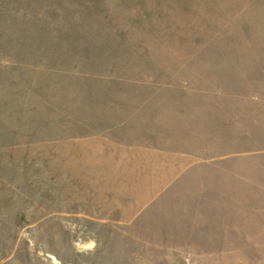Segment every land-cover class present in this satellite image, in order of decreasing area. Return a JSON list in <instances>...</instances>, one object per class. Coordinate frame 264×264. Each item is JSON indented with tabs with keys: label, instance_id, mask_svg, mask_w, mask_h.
<instances>
[{
	"label": "rangeland",
	"instance_id": "374dc122",
	"mask_svg": "<svg viewBox=\"0 0 264 264\" xmlns=\"http://www.w3.org/2000/svg\"><path fill=\"white\" fill-rule=\"evenodd\" d=\"M0 264H264V0H0Z\"/></svg>",
	"mask_w": 264,
	"mask_h": 264
}]
</instances>
